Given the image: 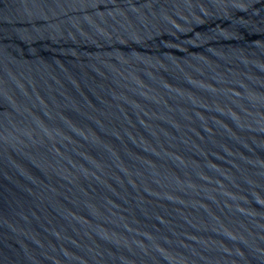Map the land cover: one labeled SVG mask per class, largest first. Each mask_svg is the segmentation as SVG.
<instances>
[{
    "label": "water",
    "instance_id": "water-1",
    "mask_svg": "<svg viewBox=\"0 0 264 264\" xmlns=\"http://www.w3.org/2000/svg\"><path fill=\"white\" fill-rule=\"evenodd\" d=\"M0 264H264V0H0Z\"/></svg>",
    "mask_w": 264,
    "mask_h": 264
}]
</instances>
